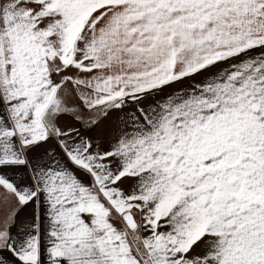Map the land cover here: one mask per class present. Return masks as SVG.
<instances>
[{
  "label": "snow or ice",
  "instance_id": "snow-or-ice-1",
  "mask_svg": "<svg viewBox=\"0 0 264 264\" xmlns=\"http://www.w3.org/2000/svg\"><path fill=\"white\" fill-rule=\"evenodd\" d=\"M0 264H264V0H0Z\"/></svg>",
  "mask_w": 264,
  "mask_h": 264
}]
</instances>
